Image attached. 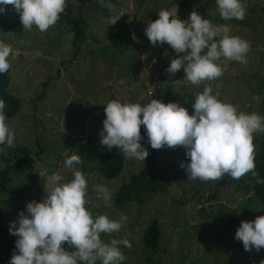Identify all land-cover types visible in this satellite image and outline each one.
Masks as SVG:
<instances>
[{
	"label": "rangeland",
	"instance_id": "rangeland-1",
	"mask_svg": "<svg viewBox=\"0 0 264 264\" xmlns=\"http://www.w3.org/2000/svg\"><path fill=\"white\" fill-rule=\"evenodd\" d=\"M116 1L118 7L106 17L99 1L84 5L83 0H66L68 6L64 13L77 22L81 17L86 20L84 38L77 44L71 25L62 18L46 32L33 27L16 35L0 27V41L12 48L8 58L11 89L22 100L19 113L7 118L6 123L15 133V146L24 144L34 151L44 149L34 157L32 169L12 170L6 177L4 189L0 191V224L16 221L21 211L26 213L27 203L40 202L48 176L59 173L64 177L63 182L73 179L64 161L77 154L82 163L75 167L84 174L88 184L86 209L93 217L106 215L111 220H119L121 214L127 216L118 233L101 235L105 242L129 240L130 248L119 245L126 257L122 264L264 261V248L258 253L255 249L247 252L243 243L235 239L242 221L251 222L257 216H264V205L250 201L251 173L239 180L224 176L218 181H189L186 171L180 167V162H190L186 150L165 146L152 149L157 158V182L161 188L149 193L143 204L132 202L123 209L115 204L114 195L120 185L144 168L147 161L126 159L124 171L113 180L98 173L99 159L111 152L99 143L106 104L112 100L142 106L150 103L156 94L152 87L156 78L169 89L166 104L178 102L180 98L188 101L194 98L195 102L205 86L185 84L183 69L174 76L167 73L166 68L177 54L167 44L153 46L145 35V28L159 18L161 9L178 16L177 4L170 0ZM190 3L181 20L187 21L195 10L214 25H229L230 35L239 36L251 45L246 64L221 62L223 75L206 82L211 84L212 94L218 91V99L237 107L238 112L264 117V0H242L246 8L242 21L223 20L215 0H190ZM7 10L12 20L20 18L13 6H7ZM121 12L124 15L110 25L111 17ZM133 34L139 42L132 39ZM256 96L258 102L253 99ZM262 135L263 132L254 133L255 162ZM146 143L149 144L148 137ZM0 149H3L0 158L12 150L6 145H0ZM0 167L4 169L6 165L2 163ZM97 184L106 186L111 193L110 207L96 198L94 186ZM154 220L161 226V242L156 253L141 245L142 231ZM62 246L66 251H74L66 243Z\"/></svg>",
	"mask_w": 264,
	"mask_h": 264
},
{
	"label": "clouds",
	"instance_id": "clouds-1",
	"mask_svg": "<svg viewBox=\"0 0 264 264\" xmlns=\"http://www.w3.org/2000/svg\"><path fill=\"white\" fill-rule=\"evenodd\" d=\"M99 2L110 12L114 10L112 3ZM215 3L225 21H242L246 16L242 0H215ZM9 5L19 14L25 31L35 26L40 32L54 26L68 6L66 0H0V14H5ZM123 15L121 12L112 16L110 25ZM158 17L144 32L153 46L167 44L177 54L165 71L174 76L183 69L185 84L205 85L192 105L194 113L190 115L178 102L165 104L152 99L142 106L112 100L104 108L106 118L99 143L108 151L115 147L126 159L144 163L149 152L141 144L143 125L152 149L167 146L186 150L190 162H180V167L189 181H218L224 176L239 180L251 173L256 184H264V178L256 171L253 143L254 133L264 132V117L238 112L237 107L218 99V91L213 95L211 84L206 83L223 75L222 61L246 64L250 42L230 35L229 25H214L195 10L187 21L164 9L158 12ZM132 39L139 42L134 34ZM11 53V46L0 41V74L10 69ZM253 99L259 101L258 96ZM5 108L4 100L0 99V145L13 148L15 133L6 123ZM81 163L79 155L69 156L64 166L71 171L73 179L63 182L64 177L59 173L48 176L42 200L27 203L26 213L21 211L17 220L10 223V234L18 238L15 242L18 254L14 251L9 264H97V261L122 264L126 259L119 245L130 248L128 239L105 242L101 235L118 233L127 216L121 214L119 220L106 215L93 217L86 209L88 184L75 167ZM94 191L106 207L111 206L112 195L106 186L97 184ZM235 239L243 243L245 251L255 249L258 253L264 248V216H257L251 222L242 221ZM65 243L74 251H66L62 246Z\"/></svg>",
	"mask_w": 264,
	"mask_h": 264
},
{
	"label": "trees",
	"instance_id": "trees-1",
	"mask_svg": "<svg viewBox=\"0 0 264 264\" xmlns=\"http://www.w3.org/2000/svg\"><path fill=\"white\" fill-rule=\"evenodd\" d=\"M93 1L99 0H83V3L85 5ZM170 1L179 6L178 18H181L183 16V11L189 9L192 5L190 0ZM108 2L112 3L114 8L118 7V2L116 0H110L106 3ZM101 9L104 16L109 17L111 15V12L105 7L101 6ZM9 15L10 13L8 10L5 14H0V27L3 28V30L16 35L23 33L24 29L21 25L20 18L12 20ZM60 18L65 19L67 24L71 25V29L75 34L74 42L76 44L80 43L84 38L83 25L86 22L85 17H81V20L77 22L67 13H62ZM162 78L161 80L163 81L165 78L163 76ZM168 92L169 89H167L164 82H162V84L156 88V94L152 99H157L162 103H165L168 97ZM0 99H3L6 104V108L4 110L6 118H14L22 107V100L17 94L13 93L11 89L10 70H8L5 74H0ZM192 100L193 101H188L187 98L178 99L179 104L187 108L190 115L194 113V109L192 108L194 98ZM141 135L143 137L141 140L142 146L149 149V155L146 158L147 165L139 170L137 174H133L128 182L123 183L118 188L114 195V199L115 204L120 209L129 206L132 202H135L136 204H143L149 193L155 192L161 188L157 182V158L150 145L146 143L147 135L146 129L143 125L141 126ZM262 138L263 140L260 144V151L255 162L256 171L259 173L260 178H264V132ZM37 145H39V141H37ZM41 152H44L42 147H40L39 151H34L24 144H17L12 148V150H9L8 155L3 154V157L0 158V164L3 163L6 167L4 169H1L0 167V191L4 189V181L10 171L15 170L17 172H22L25 169H32L35 163L34 157ZM125 164L126 158L123 153L120 152L119 149L113 147L111 152H106L101 156L97 163V171L103 178L113 180L122 174L125 169ZM251 190L253 191V196L250 198V201L255 200L259 204L264 205V184L258 185L256 184L255 178H252ZM9 227L10 224H0V264L9 263L11 256L16 250L15 242L18 238L10 234ZM141 237L142 246L151 252H158L161 242L160 223L157 220H154L142 231ZM259 258H262V256ZM253 262L254 264H261L260 259H256Z\"/></svg>",
	"mask_w": 264,
	"mask_h": 264
},
{
	"label": "built area",
	"instance_id": "built-area-1",
	"mask_svg": "<svg viewBox=\"0 0 264 264\" xmlns=\"http://www.w3.org/2000/svg\"><path fill=\"white\" fill-rule=\"evenodd\" d=\"M160 85H161L160 79L156 78V80L154 81L152 87L155 88V90H156V88H158ZM150 93H152V91H150Z\"/></svg>",
	"mask_w": 264,
	"mask_h": 264
}]
</instances>
